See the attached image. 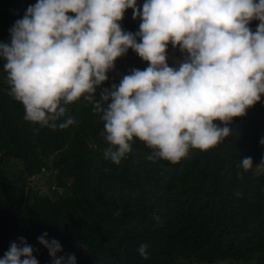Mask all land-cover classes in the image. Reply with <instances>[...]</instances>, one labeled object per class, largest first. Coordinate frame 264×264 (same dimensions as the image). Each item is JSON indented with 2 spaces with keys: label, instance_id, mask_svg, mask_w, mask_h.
Masks as SVG:
<instances>
[{
  "label": "clouds",
  "instance_id": "1",
  "mask_svg": "<svg viewBox=\"0 0 264 264\" xmlns=\"http://www.w3.org/2000/svg\"><path fill=\"white\" fill-rule=\"evenodd\" d=\"M127 9L141 21L136 32L119 23ZM252 20L259 21L255 31ZM9 33L8 42L0 41V60L10 95L23 104L24 119L41 127L74 124L71 116L56 123L64 105L93 100L130 48L149 62L101 89L106 107L96 102L108 145L103 155L115 164L131 151L133 137L153 149L149 160L176 163L190 148L207 150L264 94V0H144L140 7L137 0H36ZM169 42L184 54L177 67L167 63ZM241 166L253 168L252 158L243 157ZM255 167L264 168V157ZM37 241L51 264H77L75 253L58 255L62 245L47 232ZM147 248L137 249L144 259ZM36 251L18 237L0 264H39Z\"/></svg>",
  "mask_w": 264,
  "mask_h": 264
},
{
  "label": "trees",
  "instance_id": "2",
  "mask_svg": "<svg viewBox=\"0 0 264 264\" xmlns=\"http://www.w3.org/2000/svg\"><path fill=\"white\" fill-rule=\"evenodd\" d=\"M119 23L123 30H139ZM258 23L252 20L249 27L255 31ZM10 24L0 15V41L8 42ZM3 64L0 60V71ZM10 87L0 81L1 153L32 169L40 155L63 149L70 137L59 163L70 162L73 185L70 197L54 206L35 198L18 208L0 197V257L10 242L24 237L38 249L33 255L39 264H51L47 249L37 241L47 232L62 245L58 255L75 253L77 264H178L191 258L208 264L250 263L258 256L264 261V172L253 173L262 145L249 132L254 113L264 110V94L244 116L232 118L229 136L207 150L190 148L176 163L149 160L153 149L133 137L131 151L115 164L104 158L108 145L100 137L105 129L100 131L91 111L108 86H97L93 100L81 96L64 105L66 114L56 123L67 116L75 123L55 129L25 120V108L10 95ZM91 134L100 141L101 164L94 180L87 176L93 158L85 136ZM134 151L141 163L131 161ZM243 157H251L254 167L244 170ZM138 166L144 176L134 169ZM65 207L73 212L72 222L58 227ZM141 243L148 245L147 259L137 251Z\"/></svg>",
  "mask_w": 264,
  "mask_h": 264
},
{
  "label": "rangeland",
  "instance_id": "3",
  "mask_svg": "<svg viewBox=\"0 0 264 264\" xmlns=\"http://www.w3.org/2000/svg\"><path fill=\"white\" fill-rule=\"evenodd\" d=\"M35 3L36 0H0V15L5 16L7 20L11 22V28L17 19L23 17L27 7L29 5H34ZM143 3L144 0H137L138 7H140ZM69 15L74 14L69 13ZM132 15V9H127L121 21L129 27L139 26L141 22L140 19L137 18L134 20ZM9 40L10 38L8 41ZM166 51L168 55L167 63L169 66L177 67L178 62L183 59L184 54L181 53L178 46L173 48L170 42ZM148 63L149 62L147 61H143L138 56V54L130 48L125 55L117 58L114 63V68L107 73L108 80L104 81L102 85L108 86V88H110L112 84L118 85L122 76L128 74L131 69L137 68L143 70L148 66ZM0 81L6 85H10L7 72L3 65L0 71ZM106 102L108 101H103L100 99L99 104L101 107L104 105L107 106ZM94 107L96 108V105H94ZM95 108L91 109V111H93V117L96 119L95 122L100 123V131H103L104 121L101 120V117H99L101 111H96ZM254 117L256 118L255 124L251 126L249 132L258 140H260V138L264 136V110L258 114L254 113ZM250 123L252 124L253 122ZM104 132L105 131H103V133ZM98 137L99 136L92 134L85 136V141L87 142L89 149L92 151L93 158L91 166L87 171V176L91 178V180L96 178L101 164V158L97 154V146L100 141H95ZM100 139L104 145L107 143L103 135H101ZM70 140L71 138L68 137L65 144L66 146H64L63 149L68 147V141ZM63 149L57 151L51 150L46 155H40L38 159L41 161H38L36 163V168L33 167L32 169H30L26 163L21 162L18 159L4 157L3 153L0 151V197H3L10 205L16 206L18 208H23L27 204H32L35 198L42 200L45 203L44 205L48 204L49 206H54L61 204L65 197H70L73 185L72 167L70 166V162L66 164L59 163V160L63 158ZM132 155V162H136V160H138L140 163L142 162V158L136 153V151H134ZM262 157H264V146L259 149L256 165L261 162ZM141 166H138L134 169L137 170L136 172L144 176L146 171L143 170V168L141 169ZM263 172L264 168L254 167V175H261ZM72 219V210L68 207H65L59 214L56 225L58 227L66 226L72 222ZM178 264L208 263L198 260L197 258H191L186 261L179 259ZM211 264H264V261H262L258 256L250 263L218 261Z\"/></svg>",
  "mask_w": 264,
  "mask_h": 264
}]
</instances>
